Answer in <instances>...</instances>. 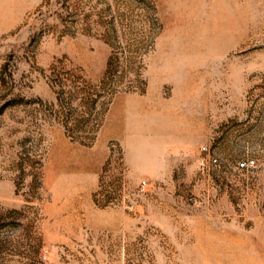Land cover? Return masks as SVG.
I'll use <instances>...</instances> for the list:
<instances>
[{
	"label": "rangeland",
	"instance_id": "374dc122",
	"mask_svg": "<svg viewBox=\"0 0 264 264\" xmlns=\"http://www.w3.org/2000/svg\"><path fill=\"white\" fill-rule=\"evenodd\" d=\"M0 264H264V0H0Z\"/></svg>",
	"mask_w": 264,
	"mask_h": 264
},
{
	"label": "built area",
	"instance_id": "2783aa9c",
	"mask_svg": "<svg viewBox=\"0 0 264 264\" xmlns=\"http://www.w3.org/2000/svg\"><path fill=\"white\" fill-rule=\"evenodd\" d=\"M204 149L206 150L207 148L204 147ZM211 159L214 163L218 161V159L216 157H212ZM254 165H255V159L254 158H247V159H244V160H241L238 162V167L242 168V169L250 167V166H254ZM146 184H147V181L143 180V187H145Z\"/></svg>",
	"mask_w": 264,
	"mask_h": 264
}]
</instances>
